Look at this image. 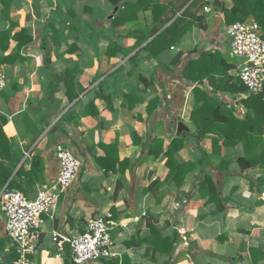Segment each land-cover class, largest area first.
Returning <instances> with one entry per match:
<instances>
[{"label": "crops", "instance_id": "obj_1", "mask_svg": "<svg viewBox=\"0 0 264 264\" xmlns=\"http://www.w3.org/2000/svg\"><path fill=\"white\" fill-rule=\"evenodd\" d=\"M234 7L156 0L123 24L108 0H0V197L24 166L27 196L56 182L58 145L83 162L34 264H74L70 241L107 214L119 257L87 264H264V170L244 169L242 141L216 146L202 109L251 115L221 11ZM6 225L0 204V264H16Z\"/></svg>", "mask_w": 264, "mask_h": 264}, {"label": "built area", "instance_id": "obj_2", "mask_svg": "<svg viewBox=\"0 0 264 264\" xmlns=\"http://www.w3.org/2000/svg\"><path fill=\"white\" fill-rule=\"evenodd\" d=\"M230 55L237 64V78L247 89V95H264V38L260 24L249 19L228 28ZM6 87V74L0 67V95ZM56 156L61 171L56 182L39 185L31 198L20 190L6 189L1 197L6 219V233L12 242L18 260L16 264H34L40 246L44 216H51L62 197L79 178L83 162L68 148L58 145ZM112 214L100 216L90 222L85 234L70 241L74 264H87L116 259L112 236Z\"/></svg>", "mask_w": 264, "mask_h": 264}, {"label": "trees", "instance_id": "obj_3", "mask_svg": "<svg viewBox=\"0 0 264 264\" xmlns=\"http://www.w3.org/2000/svg\"><path fill=\"white\" fill-rule=\"evenodd\" d=\"M115 7H120V13L115 21L126 24L135 21L138 12L147 9L155 4L156 0H108ZM235 7L232 10L223 8L221 11L226 16L229 23L243 22L249 19L257 21L261 26V33L264 37V0H233ZM219 1L215 2V7H219ZM160 9L164 10L166 6L159 4ZM157 21V18H156ZM162 38L157 37L149 45L158 43ZM10 41L9 33L0 32V46L7 48L5 43ZM239 80V79H238ZM239 82H241L239 80ZM243 93L247 94V89L241 83ZM205 104L202 106L204 112L212 111L211 120L217 126L218 135L214 138V144L230 145L243 142L246 150V158L243 159L244 169H263L264 170V95L250 96L245 101L246 107L251 111V115L242 120L236 116L235 111L227 110L221 104L214 106L213 99L205 97ZM205 118V117H204ZM206 119V118H205ZM212 135V133H211ZM223 138H221V136ZM210 136L206 131V124L201 125L200 137ZM259 145L261 152H259ZM25 167V166H24ZM21 168L17 173V177L13 179L8 189H17L23 192L21 179L25 174V168ZM13 170L7 169L4 165L1 167L0 177L2 183H7L11 178ZM106 264H118L117 262H109Z\"/></svg>", "mask_w": 264, "mask_h": 264}]
</instances>
